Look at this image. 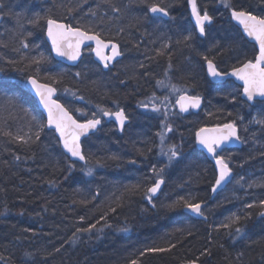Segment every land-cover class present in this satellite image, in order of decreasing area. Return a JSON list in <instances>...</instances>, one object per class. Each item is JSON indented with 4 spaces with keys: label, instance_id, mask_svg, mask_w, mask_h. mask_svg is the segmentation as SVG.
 I'll return each instance as SVG.
<instances>
[{
    "label": "trees",
    "instance_id": "trees-1",
    "mask_svg": "<svg viewBox=\"0 0 264 264\" xmlns=\"http://www.w3.org/2000/svg\"><path fill=\"white\" fill-rule=\"evenodd\" d=\"M65 1L69 5L66 11L58 10L62 0H48L44 12L32 7L30 11L22 10L19 19L29 24L37 16H50L83 28L78 19L79 7L72 0ZM230 2L232 7L225 8L221 0H196L198 10L206 11L214 20L204 40L199 39L191 24L188 0H144L140 7L132 2L131 9L142 11L144 19L148 5L156 3L167 9L171 20L149 23L164 29L159 40L154 37L159 35L150 31L149 41L140 38L141 34L127 23L133 39L128 40L126 53L127 57L135 55V61H121L109 73L93 61H82L76 69L55 61L36 64L35 51L48 55L44 19L36 26L30 24V37L22 40L38 44V49H0V82L6 85L0 88L1 263L264 264V219L260 215L264 211L260 206L264 201V127L252 126L256 115L264 120V103L247 105L240 100V89L233 82L214 85L205 71V57L221 74L254 58V48L229 22V13L244 10L264 18V0ZM110 4L111 8H129L116 6L112 0ZM154 39L157 42L151 45ZM183 39L188 42L185 44ZM186 56L196 61H187ZM190 62L195 63L197 72ZM29 78L59 91V102L77 121L101 118L100 108L112 112L122 109L129 125L122 136L117 135L114 125H105L82 146L86 166L73 164L62 153L54 133L44 128L39 140L35 139L38 124L45 121L26 90ZM158 81H164L168 93L172 86L179 85L190 96H200L201 112L180 116L171 109L175 101L171 93L168 97L158 95L165 109H171L166 117L143 113L140 93L154 97L160 87ZM64 94L71 98L65 100ZM83 107L97 114L90 113L87 118L77 115ZM233 122L242 148L220 153L232 169L233 181L204 212L207 222L190 219L182 213V202L209 201L216 178L214 166L195 147L196 133L201 128ZM165 125H170L172 131L168 132ZM159 133H163L168 148L176 146L178 156L170 163L172 172L166 179L163 199L149 203L146 191L157 179L151 168L160 165L162 153L168 152L159 147ZM144 153L145 161L141 156ZM89 167L93 169L91 176L86 175ZM173 193L178 196L175 210L166 208L159 219L151 220L155 206L169 203ZM249 204L253 207H247ZM215 211L224 212L222 220L213 219ZM234 216L242 218L240 224L224 227ZM93 224L96 227L90 232L77 231ZM237 226L244 229L239 235L235 233ZM149 248L170 250L153 253L147 251Z\"/></svg>",
    "mask_w": 264,
    "mask_h": 264
},
{
    "label": "snow or ice",
    "instance_id": "snow-or-ice-1",
    "mask_svg": "<svg viewBox=\"0 0 264 264\" xmlns=\"http://www.w3.org/2000/svg\"><path fill=\"white\" fill-rule=\"evenodd\" d=\"M189 5L191 6V14L195 18L196 26L199 28L200 35L205 34V23H211L212 18L205 11L203 15L198 10L196 0H188ZM221 3L225 8H231L230 0H221ZM3 6L0 5V8ZM115 11H119L118 8L113 6ZM148 11L153 14H162L163 16H168L169 13L165 7H162L156 3H151L148 5ZM94 14V13H93ZM232 18L237 20L240 24L243 25L244 32L251 38H253L256 43L259 45V54L255 58V62L248 61L244 63L242 67L235 69L231 75L236 77L237 80L243 82V94L247 98V101L253 102L256 98H260L264 102V18L258 17L251 13H248L244 10H235L231 12ZM44 19L47 24V35L52 42V48L55 51L56 55L59 57H67V59L75 61L80 56L81 45L86 41H94L96 44V55L104 62V67H108V61L114 59L116 56L120 55L118 51V46L115 43H111L112 56H105L102 54L103 49L109 47V43H106L105 40L101 37V34L97 31H94L92 28H84L83 30L80 27H72L65 23H60L57 20L49 17H39L31 19L28 23L36 26L39 24L40 20ZM17 24L21 27L23 26V21L18 19ZM190 39V37H189ZM74 40V42H73ZM23 47L27 48L28 44L23 43ZM67 49V50H66ZM70 50V51H69ZM43 57L39 60H35L36 64H39L43 61ZM208 66V73L210 76L216 78L221 77V73L217 71L212 60H208L205 57ZM79 75V73L77 74ZM28 83L36 91L43 104L45 110L47 111V124L40 122L38 124L39 131L35 133V139L39 140L40 132L44 130L45 127L50 129L54 128L55 132L59 134V139L63 143V147L71 157L76 160L85 161L87 164V157L81 150L80 137L81 135H87L90 130H95L98 125L101 124L100 119H89L86 123H78L76 120L69 115V112L59 103L52 100L51 97L55 92V89L46 85L38 83L36 79L29 78ZM158 85H163L164 81H158ZM6 85L3 82H0V88H4ZM174 91L179 92V89H176L175 86H172ZM155 97H153L154 99ZM82 99V97H81ZM167 99V98H165ZM176 103L179 105L181 112H188L189 109H198L201 103V97L198 95H186L181 94L177 99ZM147 107V105H145ZM103 116L115 117V120L119 123L121 130H123L127 116L124 111L118 110L115 112L105 110L103 108L98 109ZM152 111L160 112V108L155 104L152 105ZM165 117L167 112L164 113ZM257 124L264 125V120H256ZM165 128L168 132L172 131L170 125H165ZM161 136V143H163V133H159ZM24 140V138H19ZM31 139V137H29ZM232 141H240V137L237 134V127L235 123H225L223 126L207 129L201 128L196 133V142L200 144L203 148L211 154L212 158L215 161V165L218 169V177L215 180V185L212 188L213 192H216L218 188H221L226 182L229 181L232 176V169L229 166V163L226 161L223 155H220L217 152V149H220L222 145H227ZM27 140H24V143H27ZM242 142V141H241ZM169 157V163L172 159L178 156L176 146L172 145L169 147L168 152L164 153ZM19 159V157H17ZM135 163V161H132ZM73 165H69L71 168ZM164 169L157 171L153 169V173L156 175L157 179L155 183L147 188L146 198L149 203L152 202V197L160 190L161 185L164 183V179L161 176V173ZM93 172L92 168H87L86 175L91 176ZM239 182V181H237ZM54 183V182H51ZM135 187V186H134ZM154 206V205H153ZM182 206L194 213L196 216H203L202 205L200 203H192L190 201H183ZM260 206L264 208V201H261ZM174 207V205H173ZM247 207H253L252 204L247 205ZM114 211V209H113ZM261 216H264V212L260 213ZM206 219V217H205ZM240 216H234L230 218L228 224H225L224 227L231 228L233 225H239L241 222ZM247 219V217H244ZM93 224L90 228L86 229H77L78 232L87 231L90 232L95 228ZM126 230V229H125ZM244 231L243 227H235V233L239 235ZM174 247V246H173ZM167 248H149V252H165L169 251ZM59 251V249H57ZM132 264H137L136 261H132Z\"/></svg>",
    "mask_w": 264,
    "mask_h": 264
},
{
    "label": "water",
    "instance_id": "water-1",
    "mask_svg": "<svg viewBox=\"0 0 264 264\" xmlns=\"http://www.w3.org/2000/svg\"><path fill=\"white\" fill-rule=\"evenodd\" d=\"M189 12H190V18H191L192 23H193V24L195 25V27L197 28L198 33H199V36H200L201 38H203L204 35H203V36L200 35L199 28L196 26L195 18H194V17L192 16V14H191V6H190V5H189ZM231 12H232V11H231ZM231 12H230V20H231V23L233 24V26H235V27L240 31V33L242 34V36L244 37V39H245L250 45L255 46V48H256V50H257V55H258V54H259V45L256 43V41H255L253 38L249 37V36L244 32L243 25L240 24L237 20H235V19L232 18ZM150 15L153 16V17H160V18H163V19H167V18H168V16H163L162 14H159V13H157V14H153V13L150 12ZM0 21H1V20H0ZM212 25H213V21H212V20H211V23H205V27H207V26H212ZM45 35H46V41H47V44H48V46H49V48H50V51H51V53H52L53 59L55 60L56 63H59V64L65 66V67L72 68V69L77 68V67L81 64V62H82L81 59H82V52H83V50L88 49V48H93V49H94V50H93V57H94V59H95L94 62H95L100 68H102L104 72H107L108 69L111 68V67H113V65L116 64L117 62H120V61H117L118 59L121 58L120 55H119V56H116L114 59L108 61V67L105 68V67H104V62L101 61L100 58L96 55V51H95V49H96V44H95L94 41H86V42H84V44L81 45V48H80V56H79V58H78L77 60H75V61L69 60V59H67V57H59V56L56 55L55 51L53 50V48H52V42H51V40L48 38V35H47V25H46V33H45ZM73 42H74V40H73ZM66 50H67V49H66ZM109 50H110V56H112L111 44H109V47H108V48L103 49L102 54L105 55L106 52L109 51ZM69 51H70V50H69ZM118 51H119V48H118ZM254 62H255V61H254ZM215 67H216V66H215ZM241 67H242V66H241ZM216 69H217V68H216ZM205 70H206V75H207V77H208V79H209V81H210L211 83H213V84H215V85H222V84H225L227 81H231V82H233L236 86H238L239 88H241V89H242V93H241L242 97H241V99H242V101L246 102L248 105L252 106V105H254L255 102H262V101L260 100V98H256V100L253 101V102H249V101H247V98H246V97L244 96V94H243V82L240 81V80H237L236 77H234V76L231 75V73H232L233 71L229 72L228 74H221V77H216V78H214V77L210 76L209 73H208V66H207V63H206V65H205ZM217 71H218V70H217ZM33 79H34V78H33ZM28 80H29V79H28ZM28 80L26 81V89H27V91L29 92V94L31 95V97L35 100V102H36V104H37V107H38L39 111H40L41 114L44 116V118H45V125H46V124H47V115H48V114H47V111L45 110L43 104L40 102L41 98H40L38 95H36V91H35V89H33L32 86L28 83ZM37 82L40 83L38 80H37ZM50 87H51V86H50ZM52 88H53V87H52ZM54 89H55V88H54ZM51 99L54 100V101H56L57 103H59V102H58V91H57L56 89H55V92H54V94L52 95ZM176 101H177V100H176ZM59 104H60V103H59ZM60 105H61V104H60ZM175 108H176V111H177L181 116H183V117L189 116L190 113H192V114H194V115H198V114L200 113V111L202 110V108H203V99H201L200 107H199L198 109H191V108H190L188 112H181L180 109H179V105H178L177 103H175ZM69 115H71V114L69 113ZM71 116H72V115H71ZM72 118L74 119L73 116H72ZM74 120H75V119H74ZM103 121L106 122V123H113V124H115V125L117 126V128H118V132H119V133H121V132L125 129V127H127V125L129 124L128 120H126L123 130H121L120 125H119V123L115 120V117H114V116H113V117L103 116ZM77 122H78V121H77ZM78 123H80V122H78ZM84 123H86V122H84ZM101 126H102V120H101V124L98 125L97 128H96L95 130H90V131L87 133V135H81V137H80V144H81V150H82V152H83V149H82V143L85 142L90 136L95 135V134L101 129ZM45 128H46V130H47L48 132L54 133L55 137L57 138V140H58V142H59V144H60V148H61L63 154L69 159V161H70L71 163H73V164H78V165H81V166H85V165H86L85 161L76 160L75 158L71 157V155H70L69 153L66 152V150H65L64 147H63V143H62V142L60 141V139H59V134L55 132L54 128H52V129H50V128H48V127H45ZM207 129H209V128H207ZM237 134L239 135L238 130H237ZM195 143H196V148H197L199 151H201L202 153H204V154L208 157V159L214 163V166H215V169H216V171H217V175H218V169H217V167H216V165H215V161H214V159L212 158L211 154H209L205 148H203L200 144H198V143L196 142V137H195ZM241 146H242L241 141H232V142H229L227 145H222L220 149H217V152L220 153V152H221L222 150H224V149H227V150H229V149H239V148H241ZM217 177H218V176H217ZM232 179H233V173H232V176L230 177V179H229L228 182H226L221 188H218L216 192H213V191H212V198H214V197L217 196L218 194L222 193V192L227 188V186L231 183ZM162 187H163V184L161 185V188H160V190L156 193V195L153 196V198H156L157 196L160 195V192H161V190H162ZM202 210H203V208H202ZM186 212H187L188 214L192 215L193 217L199 218V216H196L194 213H192V212H190V211H188V210H187ZM263 212H264V211H263ZM261 217L264 219V216H261ZM0 264H3V263L0 262Z\"/></svg>",
    "mask_w": 264,
    "mask_h": 264
},
{
    "label": "rangeland",
    "instance_id": "rangeland-1",
    "mask_svg": "<svg viewBox=\"0 0 264 264\" xmlns=\"http://www.w3.org/2000/svg\"><path fill=\"white\" fill-rule=\"evenodd\" d=\"M113 2H115V5L118 6H122V3L120 1L117 0H112ZM143 1L144 0H138L137 1H132L135 2V5L140 7L141 5H143ZM157 1V0H156ZM5 4H4V14L8 17V29H6L7 34L4 38H2V44L8 46L9 44H13L15 41L19 40H23L26 39V37H30V35H27V33L29 32V29H31V25L29 24H25V22L23 21V26L21 27L20 25L17 24V18H16V14L14 12V9L12 8V6L8 3V1L4 0ZM111 0H72V3L74 6H76L77 8L79 7V15L80 17H78V19H80V23L84 26V28H92L93 30H96L97 32L100 33H104L105 31H118L120 30L121 33L122 31L124 32V34L126 36L131 35V33L129 32L128 28H130V26L127 24V19L125 18V14L128 13L129 8L128 7H121L119 8V13L118 14H112L111 10H113V7L111 8V4H110ZM137 2V3H136ZM37 3H39L37 1ZM69 7V5L67 4V2L65 0H62V2L59 4L58 10L61 11H66V9ZM72 10V9H71ZM137 10V9H135ZM105 15H102L103 13H105ZM94 13V14H93ZM139 13V11H138ZM27 15H31V12L28 13L26 12ZM21 16V14H20ZM19 16V18H20ZM26 18V16H25ZM28 20V18H26ZM77 19V21H78ZM128 27V28H127ZM131 29V28H130ZM151 31V30H150ZM150 36V35H149ZM156 37L157 40H159L161 37L160 36H154ZM152 37L150 36L151 40ZM157 40L151 43V45H154ZM6 49H17L14 47L11 48H6ZM3 49V50H6ZM38 51H35V53H37ZM40 53V52H38ZM135 55H131L130 57H134ZM40 56H35L34 58L38 59ZM136 57V56H135ZM83 70H86V66H84ZM167 86L165 85H160L159 87V94L163 97H168V95H170L171 93L175 94V99H177L181 94H188L186 93V90L181 88V86L179 85H175L176 89H179L180 91H174L173 88H171L170 93H168L167 91ZM71 98L69 95L64 94V99L67 100ZM81 104L83 102H80ZM149 104V105H147ZM147 105L146 109L148 107H150V101L147 103L143 104V107ZM3 108L4 104H3ZM93 113V115L97 114V112L95 110H89L86 107H83L81 110L77 111V115L81 116V117H85L87 118V116ZM256 120H262V118L258 115H256L253 119H252V126L254 128H262L264 127V125L262 124H257L255 121ZM159 142H160V149L161 151H168V142L167 140L163 137V143H161V136L159 137ZM163 157L166 159L167 162H169V157L165 156L164 152L162 153ZM235 185V184H234Z\"/></svg>",
    "mask_w": 264,
    "mask_h": 264
},
{
    "label": "bare ground",
    "instance_id": "bare-ground-1",
    "mask_svg": "<svg viewBox=\"0 0 264 264\" xmlns=\"http://www.w3.org/2000/svg\"><path fill=\"white\" fill-rule=\"evenodd\" d=\"M117 1H120L121 3H122V5L123 6H126V5H128L129 6V10H128V13H126L125 14V18L127 19V22L131 25V27L133 28V31L135 32V33H139V34H141L142 35V37H144V34H147V33H149L150 34V30L155 34V35H159V36H161V32L162 31H164V29L160 26V25H149V23H148V21L146 20V18L144 19L143 17H141V15L138 13V11H134V10H132L131 9V4H132V1L133 0H117ZM166 2V1H165ZM133 3H135V2H133ZM140 12V11H139ZM150 17H152V18H158V19H161L160 17H153V16H150ZM167 20H171V14L169 13V15H168V18H167ZM191 24L193 25V28L195 29V32H196V27H195V25L191 22ZM84 28V27H83ZM94 31H96V30H94ZM163 37V36H162ZM115 40V39H114ZM184 40V42H185V44L188 42L186 39H183ZM149 41V40H148ZM111 43H115L114 41H110V43L109 44H111ZM120 43H121V47L122 48H124V43L123 42H121L120 41ZM117 46H118V44L117 43H115ZM184 46V45H183ZM185 47V46H184ZM118 48H119V46H118ZM120 49V48H119ZM94 50V49H93ZM194 51V50H193ZM185 52H182V55L184 54ZM194 56L196 57L197 56V53H196V51H194ZM120 57H121V55H120ZM132 58V57H131ZM134 58V57H133ZM188 58H189V60H188ZM137 59V58H136ZM185 59L187 60V61H196V58L195 59H193L192 57H190V56H186L185 57ZM187 61H181V64H183V65H187L188 64V62ZM197 61H198V58H197ZM134 62V61H133ZM190 64H191V67H193L194 68V65H195V63L193 64V62H190ZM70 69H72V68H70ZM76 69V68H75ZM195 69V68H194ZM191 71H194L193 69H191ZM195 71L197 72V69H195ZM234 71V70H233ZM228 74V73H227ZM178 81H179V78L175 81V83H178ZM228 82V81H227ZM213 84V83H212ZM215 85V84H214ZM223 85V84H222ZM238 87V86H237ZM240 89V100L242 101V99H241V97H242V95H241V93H242V89L241 88H239ZM140 95H141V98L143 99V101H144V103H147V102H149L150 101V109H149V107L146 109V107L144 106L143 107V104H141V106L143 107V113H145V112H148L147 113V115H155V116H164V113L165 112H170L171 111V109H173L174 108V110L176 109L175 108V103H176V99H175V101L173 102V107L171 108V109H165L166 108V106H164V102H162V99L160 98L159 99V89H157V91H156V93L154 94V99H153V97L152 98H149V97H146L147 96V94L146 93H140ZM31 96V95H30ZM159 102V104H157V107H159L160 108V112H154V111H152V105L155 103V102ZM242 102H244V101H242ZM244 103H246V102H244ZM258 103H264V102H258ZM247 104V103H246ZM147 105H149V104H147ZM248 105V104H247ZM38 108V107H37ZM44 117V116H43ZM100 120H102V126H101V129L95 134V135H92V136H90L86 141H90L92 138H95L96 137V135L103 129V127L105 126V125H108V124H112V125H114V127H115V129H116V131H117V135L118 136H122L123 135V133H124V131H125V129L121 132V133H119L118 132V128H117V126L115 125V124H113V123H106V122H104L103 121V116L101 117V118H99ZM44 121H45V118H44ZM223 126V125H222ZM216 127H220V126H215V127H211V128H209V129H212V128H216ZM58 141V140H57ZM59 143V142H58ZM59 146H60V144H59ZM169 146H172V144L171 145H169ZM241 148H242V146H241ZM61 149V148H60ZM240 149V148H239ZM229 150H238V149H229ZM62 151V150H61ZM199 151V150H198ZM199 152H201V151H199ZM63 153V152H62ZM202 153V152H201ZM204 154V153H203ZM65 156V155H64ZM142 156V158H143V161H145V157H146V154L144 153L143 155H141ZM166 156V155H165ZM66 157V156H65ZM204 157L206 158V160L208 161V162H210L213 166H214V163L212 162V161H210L209 159H208V157L204 154ZM67 158V157H66ZM68 159V158H67ZM69 160V159H68ZM159 163H160V165H158V166H155V167H152L151 168V171H152V174H154L153 173V169L155 168L157 171H159L160 169H164V171L161 173V176H163V179H164V183H163V187H162V190H161V192H160V195L159 196H157L156 198H153L152 197V202H157V201H160L161 199H163V197H162V193H163V191H164V188H165V185H166V179H167V177H169L170 176V174H171V172H172V166L170 165V163L169 162H167L166 161V159L165 158H163V160L162 161H159ZM86 166V165H85ZM84 167V166H83ZM214 170H215V173H216V178H217V171H216V169H215V166H214ZM216 178H215V180H216ZM215 185V184H214ZM213 188V187H212ZM175 193H173L172 195H171V197H172V199L171 200H169L168 199V201H169V203H167V202H161V203H159V205L157 204L156 206H155V212H153L151 215V220L153 219L154 221L155 220H157V219H159L160 217H161V212L163 211V210H165L166 208H169L170 209V207H171V209H173V210H175L174 208H173V205H176V203L178 202L177 201V194H175ZM219 195V194H218ZM218 195L217 196H215L214 198H212V189H211V191H210V197H209V201H206V202H202V203H200L201 205H202V208H203V216H199V218H196V217H193L192 215H190V214H188L186 211V209L184 208L183 210H182V213L186 216V217H188V218H190V219H193V220H196V221H200V222H207V218L205 219V211H207L210 207H211V203H213V201L218 197ZM164 203V204H163ZM168 205V206H167ZM162 206V207H161ZM175 207V206H174ZM150 215V214H149ZM148 215V216H149ZM178 217V216H177ZM223 217H224V212H221V211H215V213H214V215H213V219H215V221H220V220H222L223 219ZM192 264H195V263H192Z\"/></svg>",
    "mask_w": 264,
    "mask_h": 264
},
{
    "label": "flooded vegetation",
    "instance_id": "flooded-vegetation-1",
    "mask_svg": "<svg viewBox=\"0 0 264 264\" xmlns=\"http://www.w3.org/2000/svg\"><path fill=\"white\" fill-rule=\"evenodd\" d=\"M6 1H8V3L12 6L14 11H16L15 12L16 18L19 19V16H20L22 10L30 11L28 9H30L32 7H37L39 12H44L45 11L44 8H46L48 0H6ZM37 1L39 3H37ZM4 4H5L4 0H0V5L3 6L2 8H0V19H1V21H0V49H5V47H6V45L2 44V40L1 39L6 36V34H7L6 29H8L7 28L8 27V17L4 14ZM40 10H42V11H40ZM114 13L116 14V12H114ZM139 13L141 15L143 12L140 11ZM105 14H106V12L103 13L102 15H105ZM145 16H146V20L148 21V23H157V22H161V20H162V19L150 17L148 10H147V14L145 13ZM81 29L83 30L84 28H81ZM45 33H46V24L44 26L43 35H44V41H45V43H46V45L48 47V55L46 53L43 55L42 52L36 53L35 56L36 57L40 56V57L38 59L33 58L34 61L41 59V57L44 58L43 61H55L53 59L52 53L50 51V48H49V46L47 44ZM100 34H101V37L105 40L106 43H109L110 41H114L115 43H117L119 48H120L119 52H120V55H121V58L117 60V61H120V62H117L116 64H114L113 67L109 68L107 72H104L103 69L101 68L104 73H109L110 71H113L116 68V66H118L121 63V61H135V58L127 57V53H126V48L129 45L128 40L129 39H133V37H131V35L126 36L124 34V32L122 31V33H121L120 30H118V31L112 30V31H108V32L105 31L104 33H100ZM102 34H105L106 36H102ZM196 34H197V31H196ZM139 37L142 38V39H148V40L150 39L149 33L144 34V37H142V35H139ZM120 41L123 42L124 44L127 43V44H125L124 48H122L120 46L121 45ZM23 43H27L28 44L27 48H30V49L31 48L38 49V47H39L38 44H36V43H28V42H24V41H23ZM8 47H10V48L14 47V48H17V49L24 48L23 44H22V40L21 41L17 40L13 44H9ZM254 51H255V56L251 60L252 62L255 60V58L257 56L256 49H254ZM105 56H110V50L106 52ZM81 61H95V59L93 57V48H88V49L83 50ZM84 121H87V120L84 119Z\"/></svg>",
    "mask_w": 264,
    "mask_h": 264
}]
</instances>
